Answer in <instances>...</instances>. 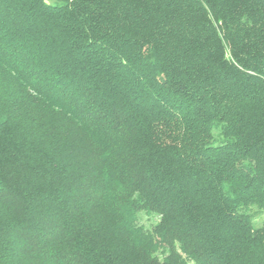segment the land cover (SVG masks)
I'll list each match as a JSON object with an SVG mask.
<instances>
[{"label":"trees","instance_id":"trees-1","mask_svg":"<svg viewBox=\"0 0 264 264\" xmlns=\"http://www.w3.org/2000/svg\"><path fill=\"white\" fill-rule=\"evenodd\" d=\"M257 211L264 0H0V264H264Z\"/></svg>","mask_w":264,"mask_h":264},{"label":"rangeland","instance_id":"rangeland-1","mask_svg":"<svg viewBox=\"0 0 264 264\" xmlns=\"http://www.w3.org/2000/svg\"><path fill=\"white\" fill-rule=\"evenodd\" d=\"M252 211H256V208H252ZM255 222L256 224H260L264 220V211L262 212H255ZM155 220L154 216L148 215L146 213L140 214V223H142L145 227H149L152 221Z\"/></svg>","mask_w":264,"mask_h":264}]
</instances>
